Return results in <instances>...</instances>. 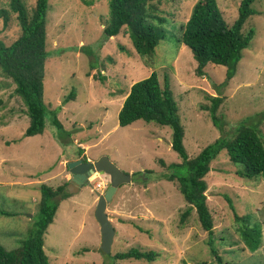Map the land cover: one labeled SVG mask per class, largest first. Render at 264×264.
<instances>
[{"label":"rangeland","instance_id":"rangeland-1","mask_svg":"<svg viewBox=\"0 0 264 264\" xmlns=\"http://www.w3.org/2000/svg\"><path fill=\"white\" fill-rule=\"evenodd\" d=\"M31 11L36 0H22ZM196 0H154L167 29L151 57L140 56L123 27L105 37L108 0H48L43 99L58 108L63 130L47 123L40 134L25 136L29 119L14 84L0 73V244L12 249L28 236L39 219V186L52 187L70 181L66 163L83 154L90 160L108 157L131 176L121 183L106 212L115 228L109 253L101 249L100 225L95 216L99 181L90 182L58 201L59 205L43 234V248L50 264H264V177L245 178L241 166L230 161L225 150L218 152L206 174L207 203L213 219L211 237L217 256L207 245L205 231L191 209L185 223L180 218L189 205L175 181L163 174L180 156L170 147L171 129L138 119L120 126L118 112L133 82L156 71L163 83L167 75L184 127V146L189 157L208 143L232 136L241 122L256 127L264 138V0H255L242 31L254 36L226 85V67L208 63L204 74H195L191 50L177 42L179 29ZM10 0H0L9 8ZM224 20L232 24L240 0H217ZM156 22V20H154ZM20 34L16 14L8 25L0 18V39L10 44ZM122 46V48H121ZM103 77V79H102ZM74 89V98L63 101ZM208 96H221L218 126L203 105ZM162 160L164 165L159 162ZM146 170L150 172H146ZM145 171V172H144ZM69 173V179L64 174ZM100 175V174H99ZM102 175V174H101ZM68 184V183H67ZM67 190V185L65 187ZM227 198L231 201L227 200ZM7 212L5 214L3 212ZM235 213L257 221L262 244L250 251L241 239ZM130 247L153 249L154 261L114 259Z\"/></svg>","mask_w":264,"mask_h":264},{"label":"trees","instance_id":"trees-1","mask_svg":"<svg viewBox=\"0 0 264 264\" xmlns=\"http://www.w3.org/2000/svg\"><path fill=\"white\" fill-rule=\"evenodd\" d=\"M154 0H108L109 15L103 22L105 37L115 36L125 27L135 51L143 57H151L155 48L165 37L167 29L162 25L164 16L157 13ZM255 0H240L238 14L232 24H228L218 7L217 0H196L186 21L180 25L177 42L187 46L196 60L195 74L203 75L208 63L223 65L225 79L219 85H226L235 74L243 50L248 47L253 36L252 28L242 31L247 18L253 14L251 7ZM48 0H36L31 11L22 0H10L9 8H0L3 26L8 25L11 12L16 14L20 27L19 36L10 44L0 39V73L14 84V93L25 105L28 125L25 136L40 134L47 123L58 131L63 125L58 118V108L51 107L43 99L44 64L49 55L46 49V11ZM156 20V22H154ZM122 48V46H121ZM103 79V77H102ZM74 98L72 89L63 99ZM210 104L203 105L211 121L218 126L221 118L217 109L222 103L221 96H208ZM264 117V111L260 112ZM142 119L168 126L171 129L170 147L181 158V162L167 165L163 177L175 181L179 192L189 207L182 212L180 222L185 223L191 209H194L201 227L208 232L207 245L217 256L211 237L213 219L207 203L208 188L206 174L211 161L218 152L225 150L233 163L241 166L237 172L245 178L264 177V138L255 126L241 122L232 136L217 137L204 146L194 157H189L185 149L184 127L178 114V106L170 87L169 78L159 81L156 71L132 83L118 112V124L126 126ZM79 151V157L87 158ZM164 165L162 160H159ZM145 172V171H144ZM146 172H150L146 170ZM68 181L56 187L46 183L39 186V219L34 223L28 236L17 247L6 249L0 244V264H50L43 248V234L53 221L58 201L69 194L65 187ZM60 197V199H58ZM227 200L231 201L227 198ZM8 214L7 212H3ZM240 222L241 239L250 251H256L262 244V230L257 221L235 213ZM159 253L153 249L142 250L130 247L118 251L114 259H137L154 261Z\"/></svg>","mask_w":264,"mask_h":264},{"label":"water","instance_id":"water-1","mask_svg":"<svg viewBox=\"0 0 264 264\" xmlns=\"http://www.w3.org/2000/svg\"><path fill=\"white\" fill-rule=\"evenodd\" d=\"M71 173V179L67 184V191L72 193L80 186L90 182L89 177L93 173L106 175L109 183L103 192L98 193V201L95 216L100 225L101 249L109 253L115 234V228L106 212L107 204L111 201L117 187L124 182H130L131 176L121 171L108 157L102 156L96 160L82 158L74 159L66 163Z\"/></svg>","mask_w":264,"mask_h":264},{"label":"built area","instance_id":"built-area-1","mask_svg":"<svg viewBox=\"0 0 264 264\" xmlns=\"http://www.w3.org/2000/svg\"><path fill=\"white\" fill-rule=\"evenodd\" d=\"M98 178H101L99 181L95 182L94 183V186H93V189H95L96 191L97 190H101V189H106V187L108 186V183H109V177H103V175H99L97 174ZM91 179V178H90Z\"/></svg>","mask_w":264,"mask_h":264},{"label":"crops","instance_id":"crops-1","mask_svg":"<svg viewBox=\"0 0 264 264\" xmlns=\"http://www.w3.org/2000/svg\"><path fill=\"white\" fill-rule=\"evenodd\" d=\"M124 98H125V96H124ZM87 145H85L84 147H86ZM84 147H82L81 146V148L80 149H82L83 151H82V155L85 153V148ZM78 158H80L79 156H77V157H75V158H73L72 160H74V159H78ZM88 159V158H87ZM103 177H107V176H105V175H103ZM64 179L65 180H68L69 179V173H65L64 174Z\"/></svg>","mask_w":264,"mask_h":264},{"label":"bare ground","instance_id":"bare-ground-1","mask_svg":"<svg viewBox=\"0 0 264 264\" xmlns=\"http://www.w3.org/2000/svg\"><path fill=\"white\" fill-rule=\"evenodd\" d=\"M94 174H96V173H93L92 175H94ZM92 175L90 177H92Z\"/></svg>","mask_w":264,"mask_h":264},{"label":"flooded vegetation","instance_id":"flooded-vegetation-1","mask_svg":"<svg viewBox=\"0 0 264 264\" xmlns=\"http://www.w3.org/2000/svg\"><path fill=\"white\" fill-rule=\"evenodd\" d=\"M106 176V175H105ZM91 177H89V180H90Z\"/></svg>","mask_w":264,"mask_h":264}]
</instances>
